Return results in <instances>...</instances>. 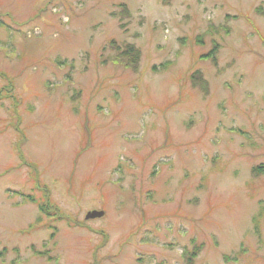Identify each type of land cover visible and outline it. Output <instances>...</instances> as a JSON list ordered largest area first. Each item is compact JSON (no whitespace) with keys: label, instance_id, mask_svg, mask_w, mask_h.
Here are the masks:
<instances>
[{"label":"rangeland","instance_id":"rangeland-1","mask_svg":"<svg viewBox=\"0 0 264 264\" xmlns=\"http://www.w3.org/2000/svg\"><path fill=\"white\" fill-rule=\"evenodd\" d=\"M257 166L264 0H0V264H264Z\"/></svg>","mask_w":264,"mask_h":264},{"label":"trees","instance_id":"trees-1","mask_svg":"<svg viewBox=\"0 0 264 264\" xmlns=\"http://www.w3.org/2000/svg\"><path fill=\"white\" fill-rule=\"evenodd\" d=\"M214 51H215V47L212 48V49L210 50V52L207 53L204 57L207 58L208 60H210V62H211L212 64L215 65V63H214V61H215V59H214V55H215ZM211 56H212V57H211ZM198 75H199L198 73H195V74H193L192 76H190V79H191L193 85H194L196 82L199 83V79H197V76H198ZM197 83H196V84H197ZM200 85H201V82H200ZM199 87H200V86H199ZM8 97H9V96H8ZM252 174H253V176H258L259 174H264V166L253 167V168H252ZM42 203H43V202H41V204H39V205H42ZM42 207H43V206H42ZM41 209H42V208H41ZM47 216H48V214H47ZM253 222L255 223V224H254V225H255V230H257V225H258L257 219H253ZM51 239H52V238H51ZM34 254H35V255H39V256H44V254H43L42 252H38V251H35V250H34Z\"/></svg>","mask_w":264,"mask_h":264},{"label":"water","instance_id":"water-1","mask_svg":"<svg viewBox=\"0 0 264 264\" xmlns=\"http://www.w3.org/2000/svg\"><path fill=\"white\" fill-rule=\"evenodd\" d=\"M103 216V212H96L92 211L86 214L85 220H93V219H98Z\"/></svg>","mask_w":264,"mask_h":264}]
</instances>
